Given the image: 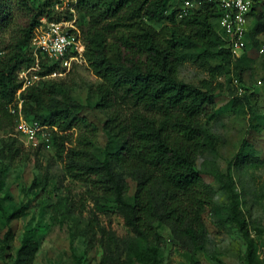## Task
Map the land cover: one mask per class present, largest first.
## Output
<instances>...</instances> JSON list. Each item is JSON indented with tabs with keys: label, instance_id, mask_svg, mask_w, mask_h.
<instances>
[{
	"label": "trees",
	"instance_id": "trees-1",
	"mask_svg": "<svg viewBox=\"0 0 264 264\" xmlns=\"http://www.w3.org/2000/svg\"><path fill=\"white\" fill-rule=\"evenodd\" d=\"M199 1V9L180 18L176 0H78L84 59L98 78L89 88L92 102L85 106L67 96L64 80L48 78L63 73L59 63L41 57L39 75L44 79L24 90L19 76L36 64L32 42L43 21L72 20L73 13L58 10V0H0V133L15 130L20 111L51 132L65 175L89 186L79 201L72 200L71 212L82 213L87 198L114 204L125 226L145 244L140 249L125 242L127 251L147 264H161V228L189 253L204 247L214 193L198 168L199 157L213 144L203 121L217 115L218 90L223 86H215V78L230 68L238 73L246 57L244 53L234 58L219 32V6ZM263 5L255 0L247 42L264 34ZM211 60L219 64L211 68ZM185 63L209 68L211 79L200 85L183 81L179 73ZM246 103L249 106V100ZM249 109L252 124L255 115ZM101 132L106 138L102 157L95 153ZM247 149L252 145L245 140L242 151ZM24 152V144L11 136L2 142L0 160L23 159ZM255 157L252 150L243 161ZM117 170L129 173L132 189ZM229 207L252 264L254 238L234 193ZM27 208H16L4 218L7 264H34L40 250L39 241L25 236L12 253L15 234L10 225L27 216ZM89 227H99L95 217ZM101 248L104 253L97 264H133L130 256L122 260L121 253L120 257L110 251L109 239Z\"/></svg>",
	"mask_w": 264,
	"mask_h": 264
},
{
	"label": "rangeland",
	"instance_id": "rangeland-1",
	"mask_svg": "<svg viewBox=\"0 0 264 264\" xmlns=\"http://www.w3.org/2000/svg\"><path fill=\"white\" fill-rule=\"evenodd\" d=\"M176 2L181 11L187 8V0ZM262 8L264 11V5ZM193 10L196 9H189ZM244 53L246 57L238 73L230 68L215 78L214 85L223 86L218 90L217 115L203 121L213 144L199 157L198 168L214 193V207L206 216L204 247L194 254L189 253L172 238L168 229L161 228L164 238L159 254L161 264H250L247 241L232 220L231 193L237 197L254 238L252 264H264V34L254 41L250 37ZM218 64L219 60H211L209 67ZM179 75L183 81L194 85L211 79L209 68L193 63L183 64ZM55 79L65 81L67 96L85 106L92 102L89 88L98 78L86 64H76L64 76ZM247 100L255 115L252 124ZM43 132L52 139L51 132ZM11 136L24 144L25 152L23 159L0 160L3 182L0 184V264H7L3 259L4 236L8 229L4 218L16 208L25 206H28V215L10 225L15 234L14 255L27 236L40 243L34 264H97L104 253L101 242L109 239L110 251L117 256L121 253L122 260L130 256L133 264H147L127 251L125 242L135 243L140 249H144L145 244L125 226L114 204L87 198L83 201L82 213L71 212L72 200L79 201L89 186L65 175L63 164L56 158L55 149L46 137L38 140L37 147L28 145L19 132L18 123L13 132L0 133V148ZM245 140L255 151V161H243L252 151H242ZM105 142L101 132L95 150L101 157ZM117 174L133 188L129 173L117 170ZM92 217L99 222L95 230L89 227Z\"/></svg>",
	"mask_w": 264,
	"mask_h": 264
},
{
	"label": "built area",
	"instance_id": "built-area-1",
	"mask_svg": "<svg viewBox=\"0 0 264 264\" xmlns=\"http://www.w3.org/2000/svg\"><path fill=\"white\" fill-rule=\"evenodd\" d=\"M77 1L58 0L56 4L58 10H70L74 15L72 20L50 23L44 20L43 25L37 30L32 42V54L36 57V64L34 67L19 73L20 78L24 81L23 90L44 79L39 75L41 57L59 63L61 68L64 69L63 73L55 72L48 78L64 76L76 64H86L84 59L86 46L77 25ZM202 1L219 6L221 12L219 32L226 39L233 57L241 58L247 44L246 39L250 31L255 0ZM200 4L199 0H187V8L180 12L179 17L182 18L188 14L189 9H199ZM19 109H22V103L19 104ZM19 116V132L26 139L28 145L37 147L38 140L45 137L48 143L51 142L50 138L43 132L39 122L26 120L21 111Z\"/></svg>",
	"mask_w": 264,
	"mask_h": 264
}]
</instances>
